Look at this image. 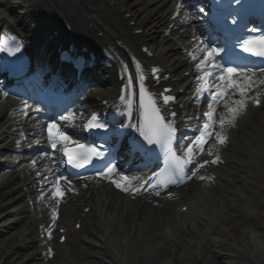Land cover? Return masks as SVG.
<instances>
[{
    "label": "bare ground",
    "instance_id": "6f19581e",
    "mask_svg": "<svg viewBox=\"0 0 264 264\" xmlns=\"http://www.w3.org/2000/svg\"><path fill=\"white\" fill-rule=\"evenodd\" d=\"M128 1L130 0H40L32 4L34 7H30L31 2L26 0L24 9L34 10L37 7L39 13L55 11L82 34L85 31L103 33L107 29L96 38L99 42L106 40L107 36L104 35L111 32L127 39L129 47L135 51L145 44L151 49L156 47L152 60L159 62L170 72L186 70L188 58L181 50V41H170L168 37L157 34L163 19L171 14L176 15L172 5H169L171 0ZM9 5L10 0H0V22L6 21V17L10 18L11 15L7 12ZM126 13H130V20L136 21V27L127 26L129 20L124 18ZM10 19L17 23L14 16ZM17 25L21 31L29 33L21 24ZM135 28L143 29V33L139 36L131 35ZM112 80L117 82L113 78L108 85L101 87L100 92L97 91L100 97L106 98L114 92ZM185 84L182 81L177 86L183 87ZM178 93V112L188 116L190 94L187 89ZM94 94L90 97L92 101L96 97ZM11 114L0 103V193L9 196L12 212L18 214L19 219H27L17 229L24 234L30 229L33 216H28L24 211L22 192L17 190L16 175L12 170L3 172V165L8 155H11L6 133L11 125L21 121L13 122L17 115L12 117ZM251 115L246 120L239 118L242 122L241 131H230L229 143L219 156L226 160V164L215 168L210 164V167L207 165L200 169V172H205V177L207 173L219 174L215 188H208L209 184H206L205 188L200 189L196 183L187 194L180 188L174 194H177L176 197H170L168 193L158 199L150 194L126 196L115 192L108 182L86 181L73 184L78 194L65 197L71 194L66 191L58 216L59 223L66 226L67 248L64 251L57 248L53 264H194V259H201L203 254L200 239L206 237L211 225H217L221 218L230 215L242 222V226L236 227L234 224L237 233L226 228L229 229L226 236H222L218 230L216 237L210 238L208 244L218 263L206 261L205 264H264V228L259 222L249 221L252 212L264 215V206L258 211L254 203L257 198L246 194L248 183H262L264 104L259 111L251 112ZM186 116L180 122L188 120ZM217 147L218 145L215 149ZM61 187L66 190L68 186L62 181ZM239 199H244L246 203L243 209L236 205ZM152 200L161 201L162 205H154ZM262 200L258 203L264 205ZM182 205H187L185 212L179 211ZM85 206H89L87 212L83 210ZM36 207L40 209L41 205L36 203ZM244 216L248 222L243 223ZM76 219L81 222L80 228L75 230L72 225ZM82 252L90 260L76 261L77 254ZM66 254L69 256L65 259Z\"/></svg>",
    "mask_w": 264,
    "mask_h": 264
},
{
    "label": "snow or ice",
    "instance_id": "6c2138e0",
    "mask_svg": "<svg viewBox=\"0 0 264 264\" xmlns=\"http://www.w3.org/2000/svg\"><path fill=\"white\" fill-rule=\"evenodd\" d=\"M237 2L239 3L240 0H237ZM177 7L179 8L180 6L178 5ZM226 7L230 9L226 14L218 17L214 12L212 17H206L209 24L212 25L210 32H215L217 35L211 37V46H209V44H205L204 41L200 42V45L202 46H198V50L203 52L204 56L203 59L196 64L197 69L205 70L209 66L220 68V65L215 63L217 56H220L225 63H230L231 58L234 56H240V53L236 51V46L240 37L235 35L236 29L227 23V17L228 15L239 14L241 10L248 7V5L246 3H241L240 8L231 9V0H229ZM199 11L204 13L203 8H200ZM188 17L189 14L185 12L184 19L187 20ZM233 24L238 25V22L234 20ZM252 31H255V29H252ZM217 42H219L222 46L218 47ZM240 48L243 53H252L257 56L264 57V36L259 39H245L243 40V43L240 44ZM0 50L5 49L3 46H0ZM19 51L20 47L16 46L11 54L14 55L15 52ZM221 54L223 55L221 56ZM190 56L193 60L196 59L195 54L190 53ZM260 72L264 74V68L260 69ZM210 75V72L206 70L204 71V76L200 78V83L198 84L196 92L198 94H202L211 89H215L212 94L217 101L223 100L225 113L221 114L218 121L215 120V107L210 105L209 111L204 113V116L207 119L204 121L203 127L200 130L201 136L197 138L196 146L193 144L187 145L185 150L180 155H177V151L173 149L171 144V140L176 129L173 124L170 121H167L166 117L161 114V108L158 106L157 97L161 94H156L155 96L149 94L145 90L143 84H141L140 107L143 112V121L138 125H129V127H135L139 134L138 136L131 137L129 141V150L137 154H147L154 150L153 148L148 147L149 145H160L162 148H166L165 167L161 168L158 173L153 174L156 178L155 184L152 183L151 178L144 180L142 177H128L121 173L119 180L114 179L111 181L117 188L128 192L131 186L132 191L138 192L139 188L145 184H148L155 189L156 187H167L169 184L179 182L183 178L182 174L184 173L185 168L194 163V153L196 151H205L204 144H206L207 141L204 137H215V143L208 148V154L212 155L217 144L222 145L226 142L227 137L223 134L225 126L231 125L237 116L248 107L249 102L257 106L264 104V93H262L259 88H256L253 95L249 94L256 85H264V78L255 79V73H253L251 69H246L245 67L223 68L220 75L216 78L218 82L215 84L208 83L207 77ZM219 82H224L226 87H222ZM229 89L233 90L231 94L228 91ZM236 93L239 94V99L232 98V96ZM225 97H227V99H225ZM124 99L125 97L122 96L121 100ZM173 99L174 97L171 95H163L162 103L166 105ZM128 105L131 106L130 100L128 101ZM24 108L27 109L28 106L25 104ZM36 111H39V109H36ZM172 115L174 116L175 113H172ZM74 118L75 115L73 113H68L59 117L61 121L66 122H70ZM216 124L219 125L220 131H216ZM83 127L90 130H101L97 133V135L101 139H104L106 144L111 142L113 136L121 137L124 135L121 128H110L106 122H98L95 114H91L90 119L87 120V123L84 124ZM47 131L48 138L51 141V148L57 149L58 145H60V150H62L68 158L67 162L76 168H83L92 161L93 157H104L105 155L104 151L100 150V146L87 147L79 142H74L67 131L61 130V126L56 122L55 118L48 123ZM72 143H75V147L69 146ZM219 159V155L217 154L215 159L211 161L204 160L202 163L196 165V169L192 170V174L195 176L199 169L204 168L209 163H217L219 162ZM33 163L35 164L36 162L34 161ZM113 170L114 169L112 167L106 165L105 170L99 171L97 176L101 178H110ZM199 178L201 180L211 179V177L205 176H200ZM65 179L67 178L57 177L52 185L51 196L56 200L57 204L60 199L64 197L66 191H76L75 187L72 186L71 180H67V189L62 190L61 181ZM89 179H92V177H89ZM125 181L128 183H124ZM132 181H137V184L132 185ZM155 195L159 196L160 192L155 191ZM171 195L172 193H169L170 197ZM56 218L57 210L54 207L52 208L53 222H55ZM49 236H51V232H49Z\"/></svg>",
    "mask_w": 264,
    "mask_h": 264
},
{
    "label": "rangeland",
    "instance_id": "374dc122",
    "mask_svg": "<svg viewBox=\"0 0 264 264\" xmlns=\"http://www.w3.org/2000/svg\"><path fill=\"white\" fill-rule=\"evenodd\" d=\"M261 223L263 224V228H264V219H261ZM4 242L3 240L0 241V258L3 257V255L5 254L6 250L4 248ZM204 255L206 256V259L205 261H209L210 263H218V260L215 256L212 255L211 252L208 251L207 248H204ZM17 254H21L20 252H18ZM205 261L204 262H201V263H195V264H205ZM6 264H9V261L6 263Z\"/></svg>",
    "mask_w": 264,
    "mask_h": 264
}]
</instances>
